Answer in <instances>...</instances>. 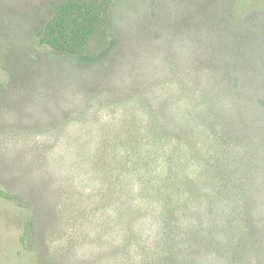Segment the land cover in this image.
Listing matches in <instances>:
<instances>
[{"label": "rangeland", "instance_id": "rangeland-1", "mask_svg": "<svg viewBox=\"0 0 264 264\" xmlns=\"http://www.w3.org/2000/svg\"><path fill=\"white\" fill-rule=\"evenodd\" d=\"M63 1L0 0V264H158L152 260L158 253L166 254L171 261L163 264H264V188L261 184L251 188L255 201V206L248 211L251 216L240 215L238 225L230 219L232 212H226L224 208L211 217L206 214L210 222L209 234L205 231L190 235L193 213L181 212L183 201L180 204L179 200L186 195L183 189L175 190L172 197V201H178L179 209L173 210L174 227L171 230L162 225L159 214L149 207L134 217V227H146L139 239H134L135 234H132L126 241L125 228L110 225L115 212L110 206V198L116 201L120 197L115 183L121 181L119 187L128 184V197L123 198H129L131 205L137 208L139 203L135 200L145 198L138 189L140 179L148 178L152 185L156 177L154 172H161L166 179L170 177L180 156L186 155L181 142L190 140L192 145L198 144V154L209 155L212 139L205 129L215 130L216 135L228 144L226 155L231 163L232 156L236 157L234 152H242L244 143L241 140L250 138V130L256 127L243 126L242 120L231 123V119L240 114L235 104L237 99L230 91H224L218 105L220 108L209 98L203 102L193 96L178 102L172 101L174 95L172 99L168 98L171 102L165 108L169 116L162 122H166V128H171L166 133L168 137L161 141L160 149L155 148L156 142L146 134L153 131L156 123L150 122L147 110L136 109L132 116L136 124L133 132L144 134L138 143L143 162L138 163L134 155L110 154L112 130L123 136L121 141L132 135L122 133L124 125L117 122L122 112L118 108L113 112L105 109L107 107L87 108L86 105L94 102L91 93L94 95L95 91L90 89L78 94L76 88L66 87V80L78 82L77 77L70 76L72 73L68 67L106 68L115 46L123 41L124 60L136 61L150 56L154 63L148 64L152 70L144 73L145 77L153 80L164 77L167 74L165 58L162 61L156 58H162L164 54L158 52L156 55L148 50L149 46L154 47H149L152 51L156 46L152 45L154 40L146 32L149 13L144 9L160 6L142 0H103L109 7L111 3L112 36L109 44L97 54L68 59L38 42V33L51 18L55 5ZM162 1L161 7H188L187 0H181L180 4H175L176 0ZM204 1L215 10L230 13L225 26L231 30L242 29L241 35L252 37L254 54L264 62V0ZM197 2L189 0L188 4L194 7ZM218 5L221 7H216ZM197 11L192 8L190 12L195 15ZM187 54V50L181 52V62L178 63L190 72ZM99 78L102 75L88 82H99ZM101 80L103 86L109 84L114 90L123 89L112 84L114 81L110 78ZM153 80H142L146 97L154 106L164 105L158 100L160 94H155L156 88L151 86ZM188 103L198 112L197 116H206L209 120L200 122L189 114L185 116ZM67 105L71 109L79 106L81 113L73 112L72 115L65 109ZM69 116H76L72 121H76L72 126L75 129L73 135L42 130L32 135L17 134L18 130L36 128L51 119L61 120ZM130 125L126 124V128ZM218 128L226 135H221ZM104 135H107L105 140H100ZM70 142L75 143V147L68 146ZM250 150L248 146L242 164L236 160L242 167L250 164ZM197 157V152H193L194 159L185 166L192 177L201 174L200 157ZM219 162L221 165V160ZM205 164L209 166L207 162ZM179 166L181 171L182 164ZM229 167V170L233 169ZM147 168L152 172L143 174ZM130 173L135 178L126 176ZM226 173L222 175L228 181L225 183L239 179V174L234 171ZM151 195V203H154ZM204 222L208 220L203 219ZM243 225L256 229L254 247L246 239V244L242 245L244 237L240 236L243 232L240 226ZM128 249L132 254L129 257L126 255ZM142 254L145 260L139 258Z\"/></svg>", "mask_w": 264, "mask_h": 264}, {"label": "trees", "instance_id": "trees-1", "mask_svg": "<svg viewBox=\"0 0 264 264\" xmlns=\"http://www.w3.org/2000/svg\"><path fill=\"white\" fill-rule=\"evenodd\" d=\"M142 1L160 6L156 9L155 7H144V9L146 13H149L146 32L154 40L152 45L156 46L153 51L149 48L152 46H149L148 50L156 55L158 52L164 54L162 58L156 57L161 61L165 58L167 74L164 77H157L155 80L145 77L144 73H150L152 70L148 64L154 63L150 56L141 57L136 61L124 60L123 41L118 42L115 46L110 61L106 63V68L97 69L90 66L84 69L77 65L68 67V71L72 73L70 76L77 77L78 82L75 84L74 81L70 83L66 80V87L76 88L75 90L79 91L78 94H84L86 90L90 89L95 91L94 95L91 93L94 102L91 105H86L87 108L91 107L95 110V108L104 109L107 107L105 109H109V112L118 108L122 112L121 118L117 122L124 125L122 133L132 135L127 136L126 141L125 139L121 141L123 136L117 135L119 133L115 134L111 129L110 138L113 139V143L110 144V154H120L126 157L134 155L133 158H137L138 163L143 162L138 143L144 134L138 131L133 132V127L136 124L133 122L135 119L132 116L135 115L136 109L147 110L150 122H153L154 125L156 123L153 131L146 134L156 142L155 148L160 149L161 141L168 137L166 133L171 128V126L166 128V122H162L166 121V117L169 116L165 108L171 102L168 98L172 99L174 95L176 97L172 101L178 102L189 100L193 96L203 102L209 98L214 106L220 108L218 105L221 98L224 97V91H230V94L237 99L235 104L237 113L240 114L239 117L232 118L231 123L234 124L238 120H242L243 126L247 124L249 127H256V129L250 130V138L241 140L244 143V146H241L242 152H234L236 157L232 156L231 163L228 162L226 155L228 144L222 137L216 135L215 130L205 129L212 139L209 155L198 154V144L192 145L193 142L190 140L181 142L182 150L186 151L188 156H180L174 172L167 179L161 172H154L156 177L155 180L153 179L152 185L148 182V178L140 179L138 189L145 198L135 200L136 203H139L137 208L133 204L131 205L129 198H123L128 197L126 195L129 192L128 184L125 183L119 187L121 181L115 183L120 197L116 201L114 198H110V206L115 210L110 225L125 228L126 241L132 237V234H135L134 239H139L141 232L146 227L143 225L134 227V217L137 212L143 213L142 210L149 207L156 215L159 214L162 225H167L171 230L174 227L172 223L173 210L179 209V203L181 204L182 201L181 212L193 213V229L190 235L202 234L205 231H208L209 234L210 222L206 214L211 217L223 208L226 209V212H232L230 219L234 221V225H238L239 216L245 214L251 216L248 211L255 206L254 196H252L254 189L251 188L257 187L258 184L264 188V62L261 61V57L254 54L255 45L252 37L241 35L242 29L231 30L225 26L229 19V12L215 10L214 6H207L204 0H198L194 7L189 6V0L186 2L188 7H161L163 6L162 0ZM180 2L181 0H176L174 3L180 4ZM110 7L103 0H64L58 3L53 9L51 18L38 33L39 44L68 59L97 54L109 44L112 36ZM192 8L198 10L195 15L190 12ZM184 50L189 52L187 54L189 63L187 69L190 72H186L181 67L183 64L178 63L181 62L179 54ZM98 75H102V78L98 79L99 82H88L93 81ZM105 78H110V81H114L112 84L123 89L114 90L109 84L103 86L101 79ZM142 80H153L151 86L156 88L155 94H160L158 100L164 105L159 103L154 106L151 104L144 92L146 87ZM186 106L188 107L185 110V116L189 114L200 122L209 120L206 116H197L198 112L196 113L195 108L189 103ZM189 107L192 109L191 111ZM65 109L72 115L81 113L79 106L71 109L67 105ZM229 114L232 115L231 110H229ZM75 118L76 116H69L61 120L59 118L51 119L45 125L39 124L36 128L18 130L17 134L32 135L42 130L45 132H67L73 135L75 129L72 126L76 121H72ZM126 124L131 125L126 128ZM218 129L221 135H226L221 128ZM231 135L237 137L236 133ZM173 136L172 134L171 140H173ZM104 137L107 135L101 136L100 140L104 141ZM77 138L82 141L81 137ZM75 145L72 142L68 143V146L75 147ZM248 146H250L252 154L248 160L250 164L242 167L241 160L246 152L248 153ZM76 147L78 148V145ZM193 152H197V156L200 157L198 166L201 174L198 177L190 176L185 168L186 164L191 163V160L194 159ZM236 160H239L241 164L239 163V165ZM130 161L132 160L130 159ZM181 164L182 170L180 171L179 165ZM229 166L233 169L229 170ZM132 171L135 172L134 167H132ZM228 171L239 174V179L234 180L236 182L225 183L228 181L222 175ZM151 172L152 170L147 168L142 173L150 174ZM130 174L126 176L131 179L135 178ZM179 189L185 190L186 195L178 203V201H172V197L175 190ZM150 194L155 200L154 203H151ZM16 198H18V194H16ZM152 205L154 206L152 207ZM157 208H159V212ZM195 210L196 212H194ZM203 219L208 222L202 223ZM197 220H199L198 224ZM240 227L243 228V232L240 234L244 237L241 241L242 245L246 244V239L254 247L255 238H257L254 226L243 225ZM126 255L128 257L132 255L129 249ZM165 257H167L166 254L159 255L158 253L153 256L152 260H156L158 264L171 262L168 257L167 259ZM139 258L145 260L143 254Z\"/></svg>", "mask_w": 264, "mask_h": 264}]
</instances>
